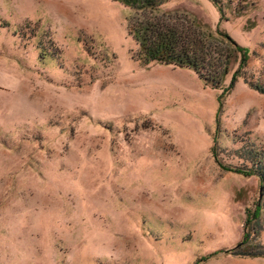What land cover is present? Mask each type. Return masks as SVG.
I'll list each match as a JSON object with an SVG mask.
<instances>
[{
	"label": "rangeland",
	"instance_id": "374dc122",
	"mask_svg": "<svg viewBox=\"0 0 264 264\" xmlns=\"http://www.w3.org/2000/svg\"><path fill=\"white\" fill-rule=\"evenodd\" d=\"M130 15L0 0V264H264V0L157 11L242 48L219 85L141 62Z\"/></svg>",
	"mask_w": 264,
	"mask_h": 264
},
{
	"label": "trees",
	"instance_id": "16d2710c",
	"mask_svg": "<svg viewBox=\"0 0 264 264\" xmlns=\"http://www.w3.org/2000/svg\"><path fill=\"white\" fill-rule=\"evenodd\" d=\"M114 1L119 2L131 10L128 26L129 35L132 36L138 45L139 51L136 54L137 58L144 64L154 62L180 68L194 69L207 84L219 85L223 74L227 71L230 56L242 51V48L231 40L233 44L232 49L229 47L231 50H228L223 47L227 52H221V55L217 54V57H214L213 54L215 51H210L204 43V40H208L210 37L206 36L201 41L194 34L179 31L174 22L167 23L165 19H160V16L156 15L157 11L168 3L169 0ZM224 36L228 38L227 35ZM223 54L226 56L224 59H222ZM247 60V55L244 54L241 58V69L245 67ZM219 65H224L222 72L218 71L217 66ZM208 68H211V71L214 72L212 76L204 73L203 70ZM234 85L235 83L233 82L229 89H232ZM256 88L258 89L259 87L256 86ZM261 90L264 91V89ZM246 215L245 238L242 242L244 244L250 238L248 226H250L252 221L260 218V203H256L255 209L252 212L250 209H247ZM261 229L260 227L259 230L261 231ZM255 232L257 234V231ZM260 249H263V247Z\"/></svg>",
	"mask_w": 264,
	"mask_h": 264
}]
</instances>
